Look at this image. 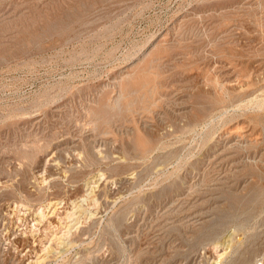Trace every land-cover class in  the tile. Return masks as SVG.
<instances>
[{
  "label": "rangeland",
  "instance_id": "obj_1",
  "mask_svg": "<svg viewBox=\"0 0 264 264\" xmlns=\"http://www.w3.org/2000/svg\"><path fill=\"white\" fill-rule=\"evenodd\" d=\"M252 158L264 0H0V264L264 261Z\"/></svg>",
  "mask_w": 264,
  "mask_h": 264
},
{
  "label": "bare ground",
  "instance_id": "obj_2",
  "mask_svg": "<svg viewBox=\"0 0 264 264\" xmlns=\"http://www.w3.org/2000/svg\"><path fill=\"white\" fill-rule=\"evenodd\" d=\"M132 74V73H131ZM127 75V74H125ZM124 75V76H125ZM128 77V76H127ZM120 86L121 89L122 88V84L121 83H118ZM148 92H150L149 90H147ZM124 98V92H121L120 95L118 96V98L114 101H112L113 105L111 106L112 108H118L120 107V104H121V100ZM94 104V103H93ZM97 105V104H96ZM108 107V106H107ZM112 118V117H111ZM108 122V120H107ZM96 125V124H95ZM261 159L259 161L255 160V158H252L250 161H244L242 160V164H241V169L238 170L237 172H241L242 174L244 175H247L246 176V179L244 180L246 186L245 188L248 187V184H250V187L253 186V185H257V186H261L260 184L263 182L264 180V163H261L260 162ZM250 179V180H249ZM254 187V186H253ZM263 187V186H262ZM263 189L259 188V192H261ZM258 192V193H259ZM263 194V193H262ZM261 196V195H260ZM258 197V196H256ZM260 199V198H259ZM50 204V202H49ZM48 204V205H49ZM46 206V205H44ZM50 206V205H49ZM53 207V204L51 203V208ZM50 208V207H49ZM48 209V207H47ZM55 209L51 212L52 214H54L55 212ZM46 210H40L38 212V215L40 216V218L46 216V213L44 212ZM50 211V210H49ZM51 214V215H52ZM48 216V215H47ZM44 219V218H43ZM69 231V230H67ZM65 235V234H64ZM235 234H231V238L229 239V243H231V247H233V245L237 242L240 241V239L242 238H235L234 237ZM230 237V236H229ZM57 238V237H56ZM60 239V237H58ZM26 243V242H25ZM225 243V242H224ZM225 245V244H224ZM238 245V244H237ZM229 246L228 244L226 245V247ZM235 247V246H234ZM229 251V250H228ZM225 252H222L220 254H218L217 256L219 257V260L220 258L222 257V255L224 254ZM240 263V264H250L252 262V258H251V254L250 253H247V252H243L242 254H240V256H238V259H237ZM44 262V258H40L38 257L35 261L29 263V264H40V263H43ZM219 263V262H218ZM255 264H264V261H262V258L258 261H256Z\"/></svg>",
  "mask_w": 264,
  "mask_h": 264
}]
</instances>
